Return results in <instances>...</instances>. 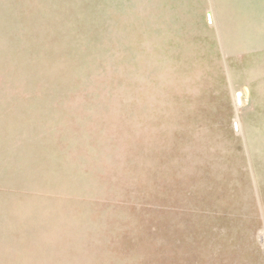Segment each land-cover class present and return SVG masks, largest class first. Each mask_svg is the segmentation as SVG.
Masks as SVG:
<instances>
[{
    "label": "rangeland",
    "instance_id": "obj_1",
    "mask_svg": "<svg viewBox=\"0 0 264 264\" xmlns=\"http://www.w3.org/2000/svg\"><path fill=\"white\" fill-rule=\"evenodd\" d=\"M0 264H264V0H0Z\"/></svg>",
    "mask_w": 264,
    "mask_h": 264
}]
</instances>
